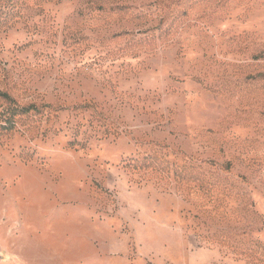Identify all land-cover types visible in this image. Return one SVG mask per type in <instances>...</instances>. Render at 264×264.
Returning <instances> with one entry per match:
<instances>
[{"label": "rangeland", "instance_id": "374dc122", "mask_svg": "<svg viewBox=\"0 0 264 264\" xmlns=\"http://www.w3.org/2000/svg\"><path fill=\"white\" fill-rule=\"evenodd\" d=\"M0 92V264H264V0H0Z\"/></svg>", "mask_w": 264, "mask_h": 264}, {"label": "trees", "instance_id": "16d2710c", "mask_svg": "<svg viewBox=\"0 0 264 264\" xmlns=\"http://www.w3.org/2000/svg\"><path fill=\"white\" fill-rule=\"evenodd\" d=\"M0 98L8 101L11 104H14L13 98L9 94H7L6 92H0ZM47 107L48 106L46 105V108ZM31 110H35L34 106H32V105H30L28 107H22V108L18 107V108H14L12 110H10V108H8L5 112H2L0 115L1 116L0 123H5V126H3L2 124L0 125L1 129L13 128L15 116L29 114V112Z\"/></svg>", "mask_w": 264, "mask_h": 264}]
</instances>
